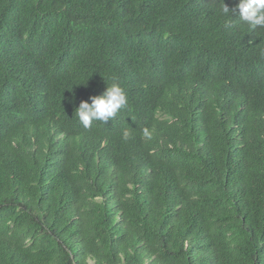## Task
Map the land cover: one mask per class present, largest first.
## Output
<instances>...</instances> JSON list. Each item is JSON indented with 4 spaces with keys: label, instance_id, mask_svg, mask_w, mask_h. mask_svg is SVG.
Here are the masks:
<instances>
[{
    "label": "trees",
    "instance_id": "1",
    "mask_svg": "<svg viewBox=\"0 0 264 264\" xmlns=\"http://www.w3.org/2000/svg\"><path fill=\"white\" fill-rule=\"evenodd\" d=\"M221 7L0 0V264H264V29Z\"/></svg>",
    "mask_w": 264,
    "mask_h": 264
},
{
    "label": "clouds",
    "instance_id": "2",
    "mask_svg": "<svg viewBox=\"0 0 264 264\" xmlns=\"http://www.w3.org/2000/svg\"><path fill=\"white\" fill-rule=\"evenodd\" d=\"M221 4L220 11L224 15H238L239 20L249 28L264 29V0H238L235 7L231 9L223 3V0ZM89 100H82L75 110L76 117L85 128L91 127L93 121L107 123L128 103L125 91L116 82L108 85L102 94L90 96ZM145 135L149 136V133L145 131ZM130 136L127 129L123 131L122 138L125 141L130 139Z\"/></svg>",
    "mask_w": 264,
    "mask_h": 264
}]
</instances>
